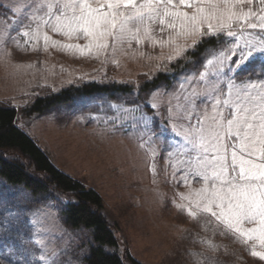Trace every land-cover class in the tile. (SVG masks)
Instances as JSON below:
<instances>
[{"label":"rangeland","instance_id":"obj_1","mask_svg":"<svg viewBox=\"0 0 264 264\" xmlns=\"http://www.w3.org/2000/svg\"><path fill=\"white\" fill-rule=\"evenodd\" d=\"M42 3L0 0V102L18 109L19 127L58 169L102 196L119 242L104 250L129 252L143 264H264L250 254L264 255L259 239L238 242L193 207L206 187L196 173L211 165L196 160L200 153L188 143L199 135L189 124L199 119L207 128L214 113L228 114L216 107L225 91L235 95L251 82L257 85L248 90L252 97L264 92V0H195L199 14L178 8L198 16L194 24L147 34L141 28L123 41L106 39L104 49L94 37L53 31L49 24L57 22L44 23ZM59 31H66L63 19ZM161 73L169 80L145 89ZM94 83L132 90L24 113L45 88L58 93ZM68 201L34 194L0 174V264H88L98 246L94 230L68 224Z\"/></svg>","mask_w":264,"mask_h":264},{"label":"snow or ice","instance_id":"obj_2","mask_svg":"<svg viewBox=\"0 0 264 264\" xmlns=\"http://www.w3.org/2000/svg\"><path fill=\"white\" fill-rule=\"evenodd\" d=\"M180 6L195 7L198 14L203 11L195 0H43L39 10L48 17L45 24L55 19L56 26L49 24L53 31L69 37L73 33L94 37L97 47L104 49L108 47L103 42L106 39L123 41L141 28L147 34L153 28L161 32L175 29L177 22L194 24L198 16L180 12ZM62 19L64 32L59 31ZM247 55L251 56L252 52ZM256 87L249 82L237 89L235 95L232 90L225 91L216 107L227 108L228 114L214 113L207 128L201 127L204 121L199 119L195 125L189 124V131L199 135L189 137L188 143L194 153H200L195 155L196 160L211 165V170L205 167L196 173L206 187L198 193L200 199L193 207L201 215L214 218L238 242L259 239L264 245V92L258 94V100L248 92ZM246 224L259 227H241ZM250 254L264 261V255L257 251Z\"/></svg>","mask_w":264,"mask_h":264},{"label":"trees","instance_id":"obj_3","mask_svg":"<svg viewBox=\"0 0 264 264\" xmlns=\"http://www.w3.org/2000/svg\"><path fill=\"white\" fill-rule=\"evenodd\" d=\"M1 11V10H0ZM216 43L211 39L210 43ZM201 45L200 50H206ZM143 79H146L143 77ZM169 75L161 73L153 82H147L145 89L157 86ZM131 87L94 83L84 87H71L54 93L49 87L41 91L33 103L24 109L27 116L45 113L52 108L70 103L77 96L95 93L130 92ZM130 105H139L129 100ZM150 113L153 112L148 108ZM18 109L8 103L0 102V174L9 183L23 184L34 194H55L67 198L65 210L67 222L74 228L86 227L94 230V241L98 245L93 249L88 264H143L129 252L107 253L103 246L118 247L113 228L103 214L104 201L94 189L88 188L81 180L65 174L58 169L36 141L18 125Z\"/></svg>","mask_w":264,"mask_h":264}]
</instances>
